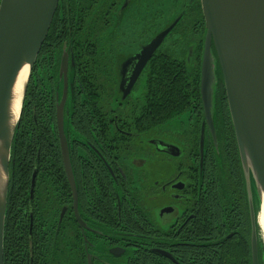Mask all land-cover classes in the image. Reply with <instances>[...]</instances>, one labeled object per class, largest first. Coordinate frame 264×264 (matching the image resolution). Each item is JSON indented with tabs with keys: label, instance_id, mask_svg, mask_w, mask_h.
Returning a JSON list of instances; mask_svg holds the SVG:
<instances>
[{
	"label": "flooded vegetation",
	"instance_id": "1",
	"mask_svg": "<svg viewBox=\"0 0 264 264\" xmlns=\"http://www.w3.org/2000/svg\"><path fill=\"white\" fill-rule=\"evenodd\" d=\"M97 1L93 14L103 12L108 29L100 39L107 45L106 73L98 64V73L88 75L95 97L91 101L83 85L86 72L76 68L80 72L74 77L79 86L77 107L84 112L75 117V131L69 136L63 122L76 205L56 124L64 179L57 208L51 214L55 223H35L31 211L35 205L34 171L29 188V233L22 243L29 249L22 250L13 264H252L249 205L243 186L235 185L241 165L220 74L212 98V130L204 116L200 70L205 23L200 0ZM84 4L78 2L77 14L83 15L90 6ZM64 19L61 11L59 20ZM173 23L144 65L134 60ZM62 45L57 74L59 77L60 62L66 55L67 101L72 93L70 69L75 63L65 46L67 40ZM152 59L179 67L188 83L186 103L181 110L172 107L175 116L162 123L148 122L153 110L148 106V64ZM60 80L63 91V78ZM158 110L162 111L160 106ZM217 217L220 231L225 233L221 236H239L238 259L218 244L220 233L210 231L212 219ZM198 228L203 229L200 234L195 233ZM52 229L59 233V259L34 251L36 246L53 243Z\"/></svg>",
	"mask_w": 264,
	"mask_h": 264
},
{
	"label": "water",
	"instance_id": "2",
	"mask_svg": "<svg viewBox=\"0 0 264 264\" xmlns=\"http://www.w3.org/2000/svg\"><path fill=\"white\" fill-rule=\"evenodd\" d=\"M58 1L0 0V264H4L3 239L11 145L29 76ZM200 4L205 23L200 70L204 116L212 130V98L220 74L249 205L252 264H259L256 229L260 231L258 214L262 204L261 193H264V0H200ZM173 26L174 23L156 35L134 56V60L144 65ZM24 67L28 68V75L21 92L19 114L14 121V87ZM66 72L67 57L63 55L59 78H63L64 84L56 107V124L61 156L76 205L74 178L63 132ZM137 72L138 69L126 90L133 84ZM123 84L121 81L120 88ZM261 241L264 247L262 237ZM156 253L170 258L163 251Z\"/></svg>",
	"mask_w": 264,
	"mask_h": 264
},
{
	"label": "trees",
	"instance_id": "3",
	"mask_svg": "<svg viewBox=\"0 0 264 264\" xmlns=\"http://www.w3.org/2000/svg\"><path fill=\"white\" fill-rule=\"evenodd\" d=\"M79 1L85 3L84 5H90L83 15L77 14ZM96 1L59 0L47 36L32 67L10 150L3 239L4 264H13L14 259L20 256L22 250L29 249L28 246L24 247L22 243L29 233V188L34 171L37 173L34 189L35 205L31 211L35 223L42 221L41 224H43L47 221L48 225L51 226L55 223L51 214L57 208L58 194L64 179L59 161L60 151L55 118V110L62 93V81L57 74L59 57L63 41L67 40L68 45L65 46L72 52L75 63V67L70 69L72 93L67 97L64 108V128L69 136L75 131L72 127L75 117L82 112L77 107L79 102L76 90H79V86L75 85L74 77L80 72L76 68L82 67L86 72L87 77L83 79V85L87 92L86 98L91 101L95 100V97L90 88L93 86V81L89 80L88 75L98 73L96 71V68L99 67L98 64L104 68L103 73H106L107 45H103L100 39L106 37L108 29L105 14L103 12L98 13V16L93 14ZM103 3L106 4L104 1ZM61 11L65 18L63 21L59 20ZM99 43L101 44L99 45ZM166 61L156 62L152 59L148 64V68H150L148 106L153 108L151 114L148 113V116L151 117L148 122L162 123L170 116H175L172 107L181 110L186 103L184 93L188 90V83L179 71V67H173ZM97 99L98 95L96 96ZM92 105L93 103L89 102V106ZM159 106L161 112L158 110ZM235 180V185L240 184L244 188L242 173L240 176H236ZM243 193L246 200L245 189H243ZM219 220V217L212 219L210 231L224 236L225 233L220 231ZM202 228L196 229L195 233L200 234ZM40 231H42L41 227ZM32 233L34 235L36 232L33 230ZM49 234L53 237V243H48L43 248L36 246L34 251H43L47 258L59 259V233L55 234L54 229H52ZM220 236L216 239L219 241L218 244L222 245L221 248L232 251L231 257L238 259L241 256L237 253L241 250L239 236H235L233 239ZM257 236L258 262L264 264V247L259 231ZM215 248L216 246L211 245V249ZM246 249L250 251L248 243ZM146 264L150 263L146 262Z\"/></svg>",
	"mask_w": 264,
	"mask_h": 264
},
{
	"label": "bare ground",
	"instance_id": "4",
	"mask_svg": "<svg viewBox=\"0 0 264 264\" xmlns=\"http://www.w3.org/2000/svg\"><path fill=\"white\" fill-rule=\"evenodd\" d=\"M27 75H28V68L24 67L22 71L19 73L17 82L14 87V101L12 105V111L15 114L14 121H16L17 116L19 114L21 92L23 89V85L27 79ZM261 200H262V204H261L260 212L258 214V220H259V226H260L259 233L264 241V193H261Z\"/></svg>",
	"mask_w": 264,
	"mask_h": 264
},
{
	"label": "rangeland",
	"instance_id": "5",
	"mask_svg": "<svg viewBox=\"0 0 264 264\" xmlns=\"http://www.w3.org/2000/svg\"><path fill=\"white\" fill-rule=\"evenodd\" d=\"M174 123V122H173ZM260 212V211H259ZM263 239V238H262Z\"/></svg>",
	"mask_w": 264,
	"mask_h": 264
}]
</instances>
